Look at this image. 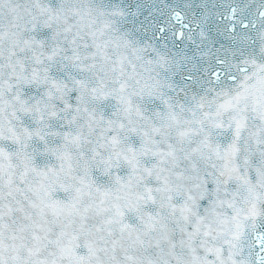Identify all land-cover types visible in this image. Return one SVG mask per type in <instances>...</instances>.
I'll return each mask as SVG.
<instances>
[{
	"label": "snow or ice",
	"instance_id": "obj_1",
	"mask_svg": "<svg viewBox=\"0 0 264 264\" xmlns=\"http://www.w3.org/2000/svg\"><path fill=\"white\" fill-rule=\"evenodd\" d=\"M0 264H264V0H0Z\"/></svg>",
	"mask_w": 264,
	"mask_h": 264
}]
</instances>
